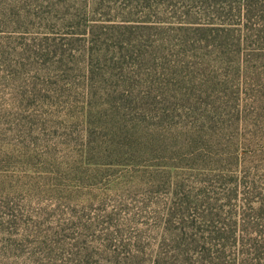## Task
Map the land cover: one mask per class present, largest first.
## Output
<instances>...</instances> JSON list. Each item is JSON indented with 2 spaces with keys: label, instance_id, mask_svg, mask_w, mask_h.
Masks as SVG:
<instances>
[{
  "label": "rangeland",
  "instance_id": "374dc122",
  "mask_svg": "<svg viewBox=\"0 0 264 264\" xmlns=\"http://www.w3.org/2000/svg\"><path fill=\"white\" fill-rule=\"evenodd\" d=\"M0 264H264V0H0Z\"/></svg>",
  "mask_w": 264,
  "mask_h": 264
}]
</instances>
